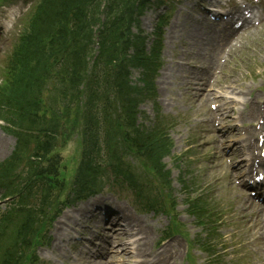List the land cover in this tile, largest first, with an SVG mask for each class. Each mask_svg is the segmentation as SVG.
<instances>
[{
	"label": "trees",
	"instance_id": "16d2710c",
	"mask_svg": "<svg viewBox=\"0 0 264 264\" xmlns=\"http://www.w3.org/2000/svg\"><path fill=\"white\" fill-rule=\"evenodd\" d=\"M102 1L103 0H46L41 12L36 18L35 37H37V41L34 42L36 47L32 49L33 51L29 50V52L26 53L28 58L30 59L33 54L32 56L35 60L44 63L47 50L42 44V38L46 36L50 38L52 43H54L55 40H61L60 44L56 43V45L64 49L71 44V49L67 52V57L70 59L71 65L74 64L80 67L84 65L92 39L91 26L92 23L96 22L99 18V8ZM57 28H59L58 32ZM29 44L30 40L26 44L27 48ZM66 66L68 65L66 64ZM28 77L31 79L34 77V74L29 72ZM32 88L33 85L30 87L25 80L22 91L28 92L26 95L22 96L23 98H20L21 102L19 103L21 108L20 113H24L25 118L31 113V106L34 104L33 96L38 91V88ZM124 89L125 87L120 86L122 93ZM127 101L129 102V100ZM127 108L130 110L129 104ZM131 120H133V118H131ZM140 144L145 151H149L152 155H156L160 151V144L155 142V138L149 137L146 140H141ZM10 253H12V251Z\"/></svg>",
	"mask_w": 264,
	"mask_h": 264
},
{
	"label": "bare ground",
	"instance_id": "6f19581e",
	"mask_svg": "<svg viewBox=\"0 0 264 264\" xmlns=\"http://www.w3.org/2000/svg\"><path fill=\"white\" fill-rule=\"evenodd\" d=\"M223 32H225V30ZM184 34L188 36H192L193 41L202 46L203 45L214 46V43L216 45L217 44L216 38L219 36L218 33L212 30L211 26L197 29L195 32H192V33H189L187 29L185 28ZM215 51L218 52L216 48H215ZM185 56L187 57V59H190L192 58L193 54L185 53ZM195 56L197 57V60L195 61V63L197 64V67L209 68L208 64L203 60L202 57H200L199 55H195ZM197 76L201 80L207 79L203 72H197ZM227 76L229 77L230 81H232V83L241 85L240 80L236 78L234 74H226L225 79L227 78ZM219 80H221V77L216 76V81H219ZM248 208H250L249 205H248ZM121 227L124 228V235L126 236H129L130 233L135 228H137L138 231H143L148 228L147 224L142 222V220L134 219L133 217H128L126 215L125 217L122 218ZM164 246L165 248L163 249V252L161 255L159 253L155 254V260L153 261V264H167V260L169 261L168 257L171 256L176 249L175 247H173L172 242H168V244H165Z\"/></svg>",
	"mask_w": 264,
	"mask_h": 264
},
{
	"label": "rangeland",
	"instance_id": "374dc122",
	"mask_svg": "<svg viewBox=\"0 0 264 264\" xmlns=\"http://www.w3.org/2000/svg\"><path fill=\"white\" fill-rule=\"evenodd\" d=\"M157 12H158L157 9L152 8L151 11L146 15V18L153 20L155 16L157 15ZM144 19H145V16H144ZM144 19L142 20L141 31H143L144 33H150L149 32L150 28L148 25L145 24ZM247 58H248L247 53L244 50L243 52L240 53L239 58L237 59V62L233 64L236 68L238 69L240 68L239 70L242 71V75L240 76V78L246 77L250 73H257V74L262 75L264 73V63H257L258 65H256L254 61L252 60H250L249 62L246 61ZM231 95H232L231 93L228 94V96H231ZM162 97H164V95ZM166 113H170V112H166ZM147 116L149 117V115ZM140 123L149 124V120L141 119ZM13 145H14V142L11 138H9L8 136H4L0 133V160H3L10 155L13 149ZM181 152L182 151L178 148V150L175 151V154H180ZM67 154L71 156L73 154V150L69 149ZM195 169L199 170V166L197 164H195ZM201 178H204V177L201 175Z\"/></svg>",
	"mask_w": 264,
	"mask_h": 264
}]
</instances>
